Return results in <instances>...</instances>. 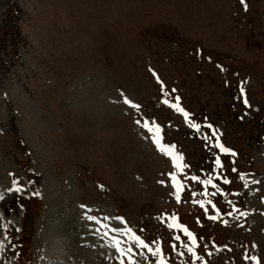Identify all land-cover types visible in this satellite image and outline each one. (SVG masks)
Segmentation results:
<instances>
[{
    "label": "rangeland",
    "instance_id": "374dc122",
    "mask_svg": "<svg viewBox=\"0 0 264 264\" xmlns=\"http://www.w3.org/2000/svg\"><path fill=\"white\" fill-rule=\"evenodd\" d=\"M245 3L0 0V264H264V0Z\"/></svg>",
    "mask_w": 264,
    "mask_h": 264
},
{
    "label": "snow or ice",
    "instance_id": "6c2138e0",
    "mask_svg": "<svg viewBox=\"0 0 264 264\" xmlns=\"http://www.w3.org/2000/svg\"><path fill=\"white\" fill-rule=\"evenodd\" d=\"M241 3H242V4H245V7H246L245 0H241ZM157 79H159V78L157 77ZM240 91H241V93H244V92H245V89H244L243 85H241ZM178 99H179V98L177 97V100H178ZM125 102H126V103H129V104H132V102H131L130 100H128L127 98H125ZM165 103H168V101L165 100ZM244 103H245V104H248V101H247V98H246V97H245V99H244ZM132 106H133V107H137V108L139 107V105H135V104H132ZM172 107L176 108L177 111L183 112L186 118H187V116L189 115L187 112L184 111L183 108H181V107L179 106V104H173ZM145 126L147 127L148 124H145ZM193 126H194V127H199L198 125H193ZM208 127L211 128L212 125H208ZM155 131H156L157 133L160 132V128H159L158 125L156 126ZM153 139L156 140L158 146L161 148L162 151H167V153L173 157V162H174V164L176 165V167H177L178 169H182V168L184 167V165H182L181 163H179V161H181V160L183 159V157H182L181 155L176 154L174 151H172V150L175 148V145H167V146L163 145V144L161 143L162 137H159V136H154ZM216 146L219 147L220 150H221L222 152H225V153H229V152H231L232 155H235V153L232 152L231 149H228V148L224 147L223 144H220L218 138H217ZM215 163H216V166H217L218 168H222V167H223V165H222L221 160L219 159V157L216 158ZM235 170H236V169L233 168V171H235ZM169 175L171 176V178H172V180H173V185H174V187L177 189V192H176V198H177V201L179 202V199H180L179 192L182 191V189H183V184H182L181 181L178 180L176 173H170ZM241 178L243 179V176H241ZM192 179H193V180H198L199 177L193 176ZM224 182H225V183H229L230 181H228L227 179H225ZM203 183H204L205 187H207L208 184L212 183V180H211V178H209V179H207V180H204ZM245 186H246V185H245ZM213 187H216V185L213 184ZM205 194H206V193H205ZM194 203H199L202 207H204V205H205V202H204V201H194ZM207 203H211V201H208ZM213 207H215V205H213ZM217 211H219V210H217ZM209 218H210V219H216L217 217L213 216V217H209ZM89 219H95V217H89ZM118 219H121V220H122L123 218H119V217H118ZM169 219H171V220L173 221L172 223H169V227H176V228H180V229H182V230L185 232L186 235H188L189 237L192 238V243H193V244L196 243V239H195L194 234L191 233V232L187 229L186 226L181 225V224H179L178 222H176V221H178V217H171V218H169ZM105 227H107V226H105ZM113 231H120V229H113ZM125 232H126L127 235H129V236L131 237L132 240H134V241H135L137 244H139L141 247L149 248V251H152V249L149 247V245L146 244L145 241H144L140 236L136 235L135 232H133V230H132L131 228H127V229L125 230ZM177 239H179V237H177ZM113 243H114L116 249L120 252V254H121L122 256L125 254L126 251H128V252L131 251V249H127V250L124 249V248L121 246V242H120V240H119L118 238H116V237H113ZM189 251H192V248H191V247L189 248ZM155 252H156V253H160V252H161V249H160L159 247H157V248L155 249ZM251 259H253V260H257L256 257H252ZM161 264H164L163 258H161ZM257 264H259V261H258V260H257Z\"/></svg>",
    "mask_w": 264,
    "mask_h": 264
},
{
    "label": "bare ground",
    "instance_id": "6f19581e",
    "mask_svg": "<svg viewBox=\"0 0 264 264\" xmlns=\"http://www.w3.org/2000/svg\"><path fill=\"white\" fill-rule=\"evenodd\" d=\"M167 155H169V154H167ZM169 156H171V155H169ZM172 157V156H171ZM4 199V198H3ZM3 199L2 200H0V205L2 204V201H3Z\"/></svg>",
    "mask_w": 264,
    "mask_h": 264
}]
</instances>
